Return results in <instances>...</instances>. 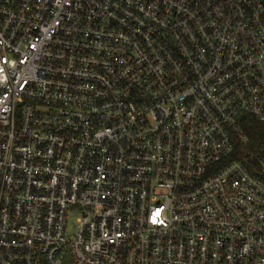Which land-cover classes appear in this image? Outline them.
Returning <instances> with one entry per match:
<instances>
[{"label":"built area","instance_id":"built-area-1","mask_svg":"<svg viewBox=\"0 0 264 264\" xmlns=\"http://www.w3.org/2000/svg\"><path fill=\"white\" fill-rule=\"evenodd\" d=\"M245 117L261 0H0V264H264Z\"/></svg>","mask_w":264,"mask_h":264},{"label":"trees","instance_id":"trees-1","mask_svg":"<svg viewBox=\"0 0 264 264\" xmlns=\"http://www.w3.org/2000/svg\"><path fill=\"white\" fill-rule=\"evenodd\" d=\"M242 125L249 137V144L245 147L236 145L229 155V160H238L251 169L250 165L254 163L251 154H254L255 157L264 155V124L245 117L242 120Z\"/></svg>","mask_w":264,"mask_h":264},{"label":"rangeland","instance_id":"rangeland-1","mask_svg":"<svg viewBox=\"0 0 264 264\" xmlns=\"http://www.w3.org/2000/svg\"><path fill=\"white\" fill-rule=\"evenodd\" d=\"M75 217L73 216L71 219L68 220V225H67V231L69 233H73L74 232V226L73 223L75 222Z\"/></svg>","mask_w":264,"mask_h":264},{"label":"water","instance_id":"water-1","mask_svg":"<svg viewBox=\"0 0 264 264\" xmlns=\"http://www.w3.org/2000/svg\"><path fill=\"white\" fill-rule=\"evenodd\" d=\"M262 1V4H264V0H261Z\"/></svg>","mask_w":264,"mask_h":264}]
</instances>
